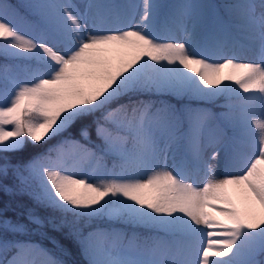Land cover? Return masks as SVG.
Returning a JSON list of instances; mask_svg holds the SVG:
<instances>
[{"label":"snow or ice","instance_id":"snow-or-ice-1","mask_svg":"<svg viewBox=\"0 0 264 264\" xmlns=\"http://www.w3.org/2000/svg\"><path fill=\"white\" fill-rule=\"evenodd\" d=\"M0 56V189L51 210L0 211V264L66 226L86 264H264V0H0Z\"/></svg>","mask_w":264,"mask_h":264},{"label":"trees","instance_id":"trees-1","mask_svg":"<svg viewBox=\"0 0 264 264\" xmlns=\"http://www.w3.org/2000/svg\"><path fill=\"white\" fill-rule=\"evenodd\" d=\"M208 1V0H207ZM12 4H18L24 2V0H9ZM212 3H221L223 0H211ZM4 62V57L0 56V63ZM163 99L169 101L172 104L180 106L187 103L185 98H175V97H163ZM222 102V101H221ZM203 104L198 101H192L193 106ZM206 107H210L213 111L217 110V107L212 104H203ZM93 139L95 136L93 134ZM56 140L50 142V144H55ZM48 146L41 142L40 145H34L29 143L25 148L19 153L8 154L11 163H21L31 158L32 156L38 155L46 150ZM0 183L7 184L9 187L16 185L17 180L9 173L6 180L0 181ZM29 209H35L42 215L51 214L50 209H45L36 205L35 201L28 195L12 194L0 189V211H3L8 219L11 220H25L26 213ZM100 226H107L106 224H101ZM115 227L127 228L125 225H114ZM138 231H144L143 229H138ZM46 234L41 236L39 234H32L30 237H24L31 242H38L43 247L49 249L56 258L65 261V264H86L85 257L81 254L78 244L75 242L73 237L70 235L71 228L64 227L60 230H53L52 228H47L45 230Z\"/></svg>","mask_w":264,"mask_h":264},{"label":"rangeland","instance_id":"rangeland-1","mask_svg":"<svg viewBox=\"0 0 264 264\" xmlns=\"http://www.w3.org/2000/svg\"><path fill=\"white\" fill-rule=\"evenodd\" d=\"M74 2H76V3H82L83 0H74ZM158 2L161 3V4L167 5V4H171V3L176 2V0H158ZM133 3H141V0H133ZM201 107H203V106H201ZM213 163L216 164L218 171H223V165H222V163H220L218 161H213Z\"/></svg>","mask_w":264,"mask_h":264}]
</instances>
